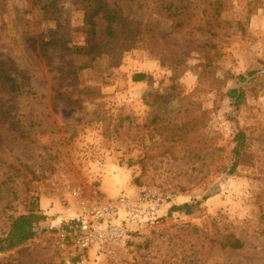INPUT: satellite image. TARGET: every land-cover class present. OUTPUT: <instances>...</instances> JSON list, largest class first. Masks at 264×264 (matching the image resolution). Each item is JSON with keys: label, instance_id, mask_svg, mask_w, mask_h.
Instances as JSON below:
<instances>
[{"label": "rangeland", "instance_id": "1", "mask_svg": "<svg viewBox=\"0 0 264 264\" xmlns=\"http://www.w3.org/2000/svg\"><path fill=\"white\" fill-rule=\"evenodd\" d=\"M106 1L87 55L86 4L0 0V238L46 215L0 264H62L77 200L148 192L173 200L95 264H264V0Z\"/></svg>", "mask_w": 264, "mask_h": 264}, {"label": "built area", "instance_id": "2", "mask_svg": "<svg viewBox=\"0 0 264 264\" xmlns=\"http://www.w3.org/2000/svg\"><path fill=\"white\" fill-rule=\"evenodd\" d=\"M171 200L172 195L160 192L121 195L104 202L80 198L74 205V217L65 224L66 234L73 241V258L62 264H95L103 255H113L126 246L133 233L159 220Z\"/></svg>", "mask_w": 264, "mask_h": 264}, {"label": "trees", "instance_id": "3", "mask_svg": "<svg viewBox=\"0 0 264 264\" xmlns=\"http://www.w3.org/2000/svg\"><path fill=\"white\" fill-rule=\"evenodd\" d=\"M79 3L86 4V25L89 26L88 40L85 45H76L73 48L66 47V49H72L73 52L79 54H95L97 52H101V48L105 47L107 44L111 47V42L100 41L96 37V23L94 21L95 17L102 14L106 16L109 21H112L113 18H116V11H112L109 8V5L106 0H76ZM164 1V0H163ZM171 7V6H170ZM180 15V14H179ZM190 17L187 18L189 20ZM179 21H185L183 17L178 18ZM176 21L178 27H182L184 23ZM111 29L112 26H110ZM110 29V33H113V30ZM136 43V40L133 39L132 42L124 43L126 49L131 48ZM96 56H93L94 59ZM255 72H249L248 75L252 76ZM146 79V74H137L133 75V80L135 82L144 81ZM239 79L242 81H246L247 77L243 74L239 75ZM80 91V90H79ZM82 92V91H81ZM229 96L236 102V105H241L243 103L245 94L242 91L237 89H231L229 91ZM236 147L234 148L235 158L238 160L242 156V151L244 149L245 143V133L239 132L236 136ZM232 169H235V165ZM234 171V170H233ZM195 205L190 203H185L180 206L174 207V210L190 215L194 212ZM46 219V215L41 209L32 208L27 213H22L16 218L12 220L10 229L5 237L0 238V253L7 252L13 250L24 243L34 239L37 235L36 232V224ZM231 246L234 248H242L243 243L239 239H235L231 242Z\"/></svg>", "mask_w": 264, "mask_h": 264}, {"label": "crops", "instance_id": "4", "mask_svg": "<svg viewBox=\"0 0 264 264\" xmlns=\"http://www.w3.org/2000/svg\"><path fill=\"white\" fill-rule=\"evenodd\" d=\"M140 73H142V72H137V74H140ZM143 74V73H142ZM146 78H147V76H146ZM146 80V79H145ZM144 80V81H145ZM144 81H138L139 83H141V82H144Z\"/></svg>", "mask_w": 264, "mask_h": 264}]
</instances>
